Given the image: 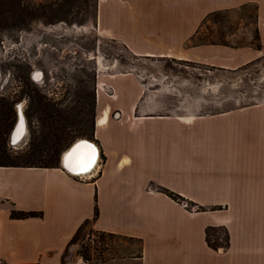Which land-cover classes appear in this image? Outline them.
Returning a JSON list of instances; mask_svg holds the SVG:
<instances>
[{
    "label": "crops",
    "instance_id": "crops-1",
    "mask_svg": "<svg viewBox=\"0 0 264 264\" xmlns=\"http://www.w3.org/2000/svg\"><path fill=\"white\" fill-rule=\"evenodd\" d=\"M246 4L264 34V0H97L92 25L138 56L208 61L218 54L220 66L233 68L237 56L239 66L259 58L264 43L253 51L187 43L212 11ZM107 75L114 97L98 86L93 131L99 169L77 176L62 165L0 166V264H63L70 240L90 221L138 240L139 264H264V101L184 120L143 102L147 90L131 72ZM175 135L185 150H175ZM13 208L42 215L17 219ZM209 226L228 229L227 248L208 245Z\"/></svg>",
    "mask_w": 264,
    "mask_h": 264
},
{
    "label": "rangeland",
    "instance_id": "rangeland-1",
    "mask_svg": "<svg viewBox=\"0 0 264 264\" xmlns=\"http://www.w3.org/2000/svg\"><path fill=\"white\" fill-rule=\"evenodd\" d=\"M26 1L36 7L42 5V9L37 11V17L27 29L0 32V92L15 96L17 115L19 103L23 112L28 113L29 97L22 93L23 79L29 76V81L35 83L33 73L39 70L42 78L36 84L49 96L70 104L74 103L78 92L84 96L80 114L84 123L72 127L71 137L59 152L60 166L62 152L75 140L95 141L92 124L97 115L98 95L105 93L107 97H114L113 77L107 74L131 72L139 78L141 88L147 90L143 102L150 99L147 103L153 107L158 104L162 109L157 111L175 114V118L217 113L264 101V51L259 58L241 66L238 63L243 57L237 56V61L231 64L235 68L220 66L218 54L208 61L138 56L126 44L98 36L92 25L97 0H78L69 12L56 11L60 0ZM255 10L253 4H246L238 9L212 11L187 45L260 49L264 34L259 33L254 24ZM97 57L111 68L103 70ZM104 74L108 82L103 79ZM102 83L105 88H100L98 93ZM157 90L161 92L156 98ZM27 122L29 132L24 140L17 145L9 142L14 152L28 149L30 141L39 135L38 114L28 117ZM186 147L187 143L175 135V150ZM219 235L224 236V233L220 231ZM140 246L138 240L104 233L90 221L83 224L75 239L69 242L63 264H139Z\"/></svg>",
    "mask_w": 264,
    "mask_h": 264
},
{
    "label": "trees",
    "instance_id": "trees-1",
    "mask_svg": "<svg viewBox=\"0 0 264 264\" xmlns=\"http://www.w3.org/2000/svg\"><path fill=\"white\" fill-rule=\"evenodd\" d=\"M76 1L78 0H60L56 11L69 12ZM40 9L42 5L36 7L26 0H0V32L27 29L37 17V11ZM23 80L25 85L22 93L29 97L28 113L25 115L28 118L33 114H38V120L41 123L39 135L30 141L28 149L14 152L9 147L10 135L17 121L16 118H18L15 107L16 98L11 94L0 92V166L59 167V152L71 137L72 127L84 123L85 119L80 115L83 113L82 99L84 96L78 92L74 103L70 104L44 93L36 82L29 81V76H24ZM91 107L94 111V99ZM94 126L93 123V131ZM164 191L174 200L183 202L184 198L181 195L168 189ZM201 210L204 209L201 208ZM41 215L42 213L38 211L15 208L11 210V216L17 219L40 217ZM98 215L99 210L96 207L94 218L96 219ZM79 230L70 241L75 239ZM220 231L224 233V236L219 235ZM107 234L113 235V233ZM205 234L208 245L216 250L227 248L230 244V234L224 226H209Z\"/></svg>",
    "mask_w": 264,
    "mask_h": 264
},
{
    "label": "bare ground",
    "instance_id": "bare-ground-1",
    "mask_svg": "<svg viewBox=\"0 0 264 264\" xmlns=\"http://www.w3.org/2000/svg\"><path fill=\"white\" fill-rule=\"evenodd\" d=\"M94 57V56H93ZM94 58H96V57H94ZM97 60H98V62L101 64V67H102V69H108V67H106V66H104V64L101 62V57H97ZM34 74V77L35 78H37V79H41L42 78V74L39 72H34L33 73ZM104 84H102V86H103ZM105 86V85H104ZM103 86V88H105ZM100 88H102L101 86H100ZM20 107H22V104L20 105ZM21 109V108H20ZM25 115V114H24ZM25 119H26V116H25ZM106 119H107V111L105 110L103 113H101V115L100 116H98L97 117V120H98V124H104L105 123V121H106ZM184 120H187L188 118L187 117H184L183 118ZM27 119L25 120V125H24V123H20L19 124V127H18V134L17 135H15V138H14V140L15 141H17L18 143L17 144H20L23 140H24V138L27 136V133L29 132V129H28V125H27ZM16 124V123H15ZM14 128V127H13ZM13 130V129H12ZM79 139H87V138H78L77 140H79ZM19 140V141H18ZM77 140H75L73 143H75ZM90 140V139H89ZM91 141H93V140H91ZM93 142H95V141H93ZM73 143L66 149V150H64V152L62 153V155H61V165L63 166L64 164L65 165H68L69 164V159L70 158H74V156L76 155L77 157H78V160L75 162V164H73V168H76V169H78V168H80V164L82 163V162H86V161H83L82 160V157H83V155L84 154H86V152L87 151H85V150H88V149H85V148H81V149H77V150H75L74 151V153L72 154V156L71 155H68L67 156V158L66 157H64L65 156V152H67L68 150H69V148L73 145ZM95 145L97 146V148H98V159H97V162H96V164L91 168V169H89V170H86V171H84V172H82V173H74V172H70V171H68V172H70L71 174H74V175H81V176H90V174H92V173H94L95 171H96V169L98 168V165H99V162H100V157H101V155H100V149H99V146L96 144V142H95ZM63 168H64V166H63ZM82 168V167H81ZM66 171L68 170V169H65Z\"/></svg>",
    "mask_w": 264,
    "mask_h": 264
},
{
    "label": "water",
    "instance_id": "water-1",
    "mask_svg": "<svg viewBox=\"0 0 264 264\" xmlns=\"http://www.w3.org/2000/svg\"><path fill=\"white\" fill-rule=\"evenodd\" d=\"M35 72H40L39 70H36ZM0 76H1V69H0ZM33 80L36 81V82H39L41 79H37L35 77H33ZM25 115H24V112L22 111V109H20V106H18V119H17V122L11 132V135H10V143L12 145H17V141L14 140L15 138V135L18 134V127H19V124L20 123H24L25 125ZM19 141V140H18ZM81 144H88V145H91V148L92 150H94V154L92 156V162L91 164H88V166L86 168H73V164H75V162L78 160V157L75 155L74 158H70L69 159V164L68 165H63L65 169H68L67 171H70V172H74V173H82L86 170H89L91 169L97 162V159H98V148L97 146L95 145V142L89 140V139H79L77 140L75 143H73V145L69 148V150L67 152H65V156L67 158L68 155H71L74 153L75 150H77V146L78 145H81ZM81 149V148H79ZM85 151H89V150H85ZM86 152V153H87ZM79 176V175H78Z\"/></svg>",
    "mask_w": 264,
    "mask_h": 264
},
{
    "label": "snow or ice",
    "instance_id": "snow-or-ice-1",
    "mask_svg": "<svg viewBox=\"0 0 264 264\" xmlns=\"http://www.w3.org/2000/svg\"><path fill=\"white\" fill-rule=\"evenodd\" d=\"M77 148H85L88 149L89 151L83 155L82 160L86 161V162H82L79 166L82 168H86L88 166V164H91L92 162V156L94 154V150H92L91 145L88 144H81L78 145Z\"/></svg>",
    "mask_w": 264,
    "mask_h": 264
},
{
    "label": "built area",
    "instance_id": "built-area-1",
    "mask_svg": "<svg viewBox=\"0 0 264 264\" xmlns=\"http://www.w3.org/2000/svg\"><path fill=\"white\" fill-rule=\"evenodd\" d=\"M21 105V103H19L18 105H17V107L18 106H20ZM79 176H81V175H79ZM185 205H188L185 201L183 202Z\"/></svg>",
    "mask_w": 264,
    "mask_h": 264
},
{
    "label": "flooded vegetation",
    "instance_id": "flooded-vegetation-1",
    "mask_svg": "<svg viewBox=\"0 0 264 264\" xmlns=\"http://www.w3.org/2000/svg\"><path fill=\"white\" fill-rule=\"evenodd\" d=\"M25 114V113H24ZM26 116V115H25ZM27 119V118H26Z\"/></svg>",
    "mask_w": 264,
    "mask_h": 264
}]
</instances>
